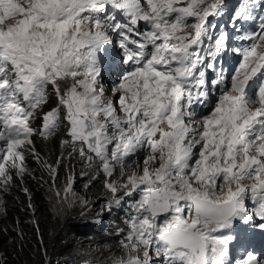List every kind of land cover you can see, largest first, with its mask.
<instances>
[{
	"label": "snow or ice",
	"instance_id": "obj_1",
	"mask_svg": "<svg viewBox=\"0 0 264 264\" xmlns=\"http://www.w3.org/2000/svg\"><path fill=\"white\" fill-rule=\"evenodd\" d=\"M261 10L264 0H0V207L36 178L31 157L54 218L93 203L77 176L85 193L100 186L95 223L124 211L118 255L77 256L264 264L249 249L264 233ZM36 136H58L54 163Z\"/></svg>",
	"mask_w": 264,
	"mask_h": 264
},
{
	"label": "clouds",
	"instance_id": "obj_2",
	"mask_svg": "<svg viewBox=\"0 0 264 264\" xmlns=\"http://www.w3.org/2000/svg\"><path fill=\"white\" fill-rule=\"evenodd\" d=\"M235 0H228V3H234ZM264 11V10H261ZM258 23V18H257ZM254 27V25H253ZM238 66V60L235 58L228 59L225 63L226 72H233L235 67ZM34 127H39V121H37ZM59 136V134H58ZM54 138L51 141H45L39 136L33 137L35 145L38 151L42 155L50 156L51 161L54 163L56 156L59 155V141ZM27 164L29 168L34 170L35 179L31 176H25L23 186L17 181L16 185L13 186L10 192L4 193L3 195V206L0 207V245L11 242L14 236H17L18 231L23 233L24 237V226L25 224L33 225L37 235V227L39 228L38 238H41V228L40 221L44 219L45 216L54 218L52 212L50 211L49 203V191L48 185L43 184L40 177L43 176L44 180H48V174L46 172H41L39 166L32 160L31 157L28 158ZM79 172V166L76 169ZM64 177V169H60V180L61 183L58 186H62V181ZM84 181L77 176L74 183V190L82 195L86 194L93 201L89 209L85 210V216L81 217L80 207L77 205L75 208L68 209L61 219H56L61 223L70 222L72 226H75L77 230L75 234L77 235L76 245L70 248V254H60L59 252H54L51 255V260L48 261L50 264H81L82 259H90L92 264H98L96 257H100L103 260L105 256L108 255L104 252L101 256L100 252H95L91 256L80 257L75 255L77 249L87 251L89 248L83 247L81 242L83 241L82 236L89 238L91 248H97L103 246H109L114 253L119 254V249L117 247V241L120 239L115 233V228L117 226L123 227L124 211L123 210H113L111 214H104L102 223H95L94 218L96 214L100 211V205L102 200H98L97 197L101 194L100 186L92 188L89 192L85 193L83 189ZM43 184V186H42ZM22 187H26L31 193V202L35 207V213L29 209V196L24 193ZM35 221V223H34ZM18 224V228H17ZM6 229V231H5ZM20 238V237H19ZM249 249L253 250L255 253L264 256V233L257 231L252 239ZM0 254L4 255L5 252L0 248ZM235 253L233 258H235Z\"/></svg>",
	"mask_w": 264,
	"mask_h": 264
},
{
	"label": "trees",
	"instance_id": "obj_3",
	"mask_svg": "<svg viewBox=\"0 0 264 264\" xmlns=\"http://www.w3.org/2000/svg\"><path fill=\"white\" fill-rule=\"evenodd\" d=\"M41 238H38L33 225L25 224L23 239L14 236V239L6 244L0 245L5 252L0 254V261L3 264H46V260H51V255L54 252L60 254H70L76 245L77 230L70 222L61 223L56 219L45 216L40 221ZM83 247L91 248L89 238L82 236ZM45 252L47 257L45 256Z\"/></svg>",
	"mask_w": 264,
	"mask_h": 264
}]
</instances>
